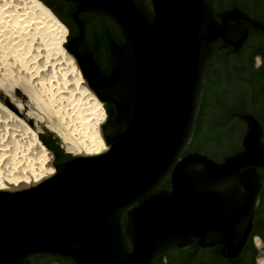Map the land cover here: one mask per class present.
I'll return each instance as SVG.
<instances>
[{"label": "water", "instance_id": "obj_1", "mask_svg": "<svg viewBox=\"0 0 264 264\" xmlns=\"http://www.w3.org/2000/svg\"><path fill=\"white\" fill-rule=\"evenodd\" d=\"M64 1L77 9L76 19L79 12L107 16L123 37L122 45L111 42L108 78L90 57L82 28L65 46L98 100L113 106L101 124L107 150L62 163L49 150L52 177L0 190V264H33L43 256L155 264L166 251L193 244L222 245L223 255H237L254 222L256 168L264 167L259 125L244 118L251 125L245 151L222 163L198 153L181 157L213 56L236 52L248 26L264 27L238 9L216 14L214 0ZM169 177L171 189L161 187Z\"/></svg>", "mask_w": 264, "mask_h": 264}, {"label": "bare ground", "instance_id": "obj_2", "mask_svg": "<svg viewBox=\"0 0 264 264\" xmlns=\"http://www.w3.org/2000/svg\"><path fill=\"white\" fill-rule=\"evenodd\" d=\"M67 35L39 0H0V90L25 91L34 110L26 115L42 125L35 130L21 116L25 106L11 110L0 100V190L30 188L56 173L39 129L56 134L74 156L107 150L104 105L66 49Z\"/></svg>", "mask_w": 264, "mask_h": 264}, {"label": "flooded vegetation", "instance_id": "obj_3", "mask_svg": "<svg viewBox=\"0 0 264 264\" xmlns=\"http://www.w3.org/2000/svg\"><path fill=\"white\" fill-rule=\"evenodd\" d=\"M41 1L66 26L68 42L79 38L83 29V43L90 57L102 75L108 78L112 69L111 42L123 44L118 26L107 16L92 12H79L76 19L77 9L64 0ZM214 9L216 14L238 9L264 27V0H214ZM248 28V36L236 52L228 48L213 56L206 72L196 128L181 158L198 153L222 163L226 158L245 151L244 140L251 125L244 118L248 117L259 125L260 142L264 145V30L253 26ZM216 67L218 73H212ZM212 96L214 100L210 101ZM104 109L107 113L106 110H113V106L106 104ZM39 139L56 153V163L71 158L52 134L42 132ZM256 170L260 189L255 202L254 222L237 255H223L222 245L203 247L193 244L166 251L162 263L158 264H261L264 261V167L257 166ZM166 189H171V184Z\"/></svg>", "mask_w": 264, "mask_h": 264}, {"label": "rangeland", "instance_id": "obj_4", "mask_svg": "<svg viewBox=\"0 0 264 264\" xmlns=\"http://www.w3.org/2000/svg\"><path fill=\"white\" fill-rule=\"evenodd\" d=\"M38 37H39V35H38ZM36 41H38V38H36ZM67 43H68V37H67V41H66L65 45ZM13 90L14 89H12L10 87H5V86L2 87L0 90V100L3 102V104H5V106L10 108L11 110L17 109L19 104L25 106L22 110V114H21L22 118L27 120V122H29L35 130L38 128L42 129V125L38 124L36 119H29L26 115V114H29V112L34 111L32 106H31L30 96H28V94L20 88H15V90L14 91ZM42 132L49 133V134H52L53 136H55L56 139L63 146L64 153L68 154L71 157L73 156V154L69 152L70 150L67 149V146L63 144L62 140L56 134L52 133L51 131H49L47 129H44V130L39 129V133H38L39 138H40Z\"/></svg>", "mask_w": 264, "mask_h": 264}, {"label": "trees", "instance_id": "obj_5", "mask_svg": "<svg viewBox=\"0 0 264 264\" xmlns=\"http://www.w3.org/2000/svg\"><path fill=\"white\" fill-rule=\"evenodd\" d=\"M45 4V3H44ZM46 5V4H45ZM47 7H49L48 5H46ZM50 8V7H49ZM52 10V9H51ZM53 11V10H52ZM68 40H69V36H68ZM109 110H112V109H108L106 110L108 114L109 113ZM41 140V139H40ZM170 178H168L165 182H163V184L161 185V187H164V188H169L170 187ZM123 223H124V226H126V223H127V216L124 217L123 219ZM164 254V253H163ZM163 254L160 255L157 259V264L158 263H162V259H163ZM56 262H60L62 264H67V261L63 260V259H60L58 257H55V256H43V257H40L38 259L35 260V262L33 264H54Z\"/></svg>", "mask_w": 264, "mask_h": 264}, {"label": "clouds", "instance_id": "obj_6", "mask_svg": "<svg viewBox=\"0 0 264 264\" xmlns=\"http://www.w3.org/2000/svg\"><path fill=\"white\" fill-rule=\"evenodd\" d=\"M257 67H259V58H257ZM261 264H264V261H262Z\"/></svg>", "mask_w": 264, "mask_h": 264}]
</instances>
